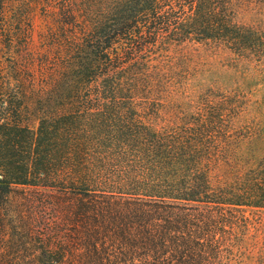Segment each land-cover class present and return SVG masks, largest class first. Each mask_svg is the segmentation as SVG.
I'll return each instance as SVG.
<instances>
[{
  "label": "trees",
  "instance_id": "1",
  "mask_svg": "<svg viewBox=\"0 0 264 264\" xmlns=\"http://www.w3.org/2000/svg\"><path fill=\"white\" fill-rule=\"evenodd\" d=\"M251 4L0 0V264H264V152L189 84L198 43L264 47Z\"/></svg>",
  "mask_w": 264,
  "mask_h": 264
},
{
  "label": "rangeland",
  "instance_id": "2",
  "mask_svg": "<svg viewBox=\"0 0 264 264\" xmlns=\"http://www.w3.org/2000/svg\"><path fill=\"white\" fill-rule=\"evenodd\" d=\"M238 19L257 29L264 40V5H246L238 13ZM41 18L34 20V51L42 50L38 28ZM19 48V47H18ZM189 63L192 68L189 84L197 93L227 97L228 104L236 111L238 124L246 128L241 151L253 155L264 152V47H250L242 53H234L227 47L212 42H201L190 47ZM28 124L35 127L34 117ZM257 219L264 225V209L255 210ZM38 216V214H37ZM17 255L24 254L22 247Z\"/></svg>",
  "mask_w": 264,
  "mask_h": 264
}]
</instances>
